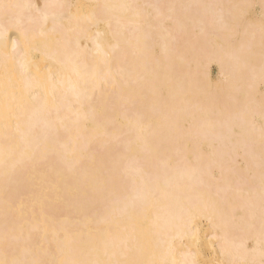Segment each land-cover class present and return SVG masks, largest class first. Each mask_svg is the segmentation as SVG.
I'll return each instance as SVG.
<instances>
[{
	"label": "bare ground",
	"instance_id": "bare-ground-1",
	"mask_svg": "<svg viewBox=\"0 0 264 264\" xmlns=\"http://www.w3.org/2000/svg\"><path fill=\"white\" fill-rule=\"evenodd\" d=\"M0 264H264V0H0Z\"/></svg>",
	"mask_w": 264,
	"mask_h": 264
},
{
	"label": "rangeland",
	"instance_id": "rangeland-1",
	"mask_svg": "<svg viewBox=\"0 0 264 264\" xmlns=\"http://www.w3.org/2000/svg\"><path fill=\"white\" fill-rule=\"evenodd\" d=\"M216 67H217L216 64H213V65L211 64L210 69H209V71H211V72H210V75H211V77H212L214 80H216V79H218V78L220 77L219 69H217ZM217 73H218V74H217ZM215 76H216V77H215ZM237 162H238L239 164H241V159H238Z\"/></svg>",
	"mask_w": 264,
	"mask_h": 264
}]
</instances>
